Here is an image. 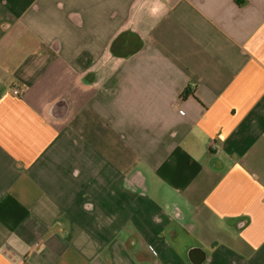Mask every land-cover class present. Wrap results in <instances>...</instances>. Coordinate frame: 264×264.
Returning a JSON list of instances; mask_svg holds the SVG:
<instances>
[{
    "label": "crops",
    "instance_id": "1",
    "mask_svg": "<svg viewBox=\"0 0 264 264\" xmlns=\"http://www.w3.org/2000/svg\"><path fill=\"white\" fill-rule=\"evenodd\" d=\"M0 264H264V0H0Z\"/></svg>",
    "mask_w": 264,
    "mask_h": 264
},
{
    "label": "built area",
    "instance_id": "2",
    "mask_svg": "<svg viewBox=\"0 0 264 264\" xmlns=\"http://www.w3.org/2000/svg\"><path fill=\"white\" fill-rule=\"evenodd\" d=\"M15 93H17V91H15Z\"/></svg>",
    "mask_w": 264,
    "mask_h": 264
}]
</instances>
